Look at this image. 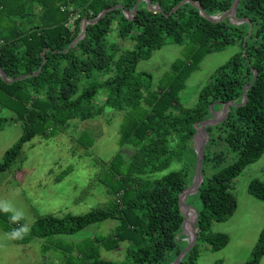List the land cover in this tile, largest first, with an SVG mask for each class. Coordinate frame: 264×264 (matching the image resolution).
Segmentation results:
<instances>
[{
    "label": "trees",
    "instance_id": "1",
    "mask_svg": "<svg viewBox=\"0 0 264 264\" xmlns=\"http://www.w3.org/2000/svg\"><path fill=\"white\" fill-rule=\"evenodd\" d=\"M233 1L0 0V130L16 119L23 131L0 170L9 169L34 137L48 139L106 107L125 111L120 142L136 148L128 163L120 154L101 160L105 171L97 179L108 196L103 208L47 215L34 236L116 221L113 233L92 240L105 250L124 246L125 260L96 258L93 250L89 264H173L188 244L185 226L195 240L177 264H196L202 244L214 251L228 243L226 235L208 231L213 221L232 217L238 207L232 182L264 153V0H240L234 20H219ZM114 30L134 40L135 48L120 52L109 45ZM185 43L195 45L193 52L172 64L159 87L150 73L137 71L154 51ZM234 45L240 51L215 70L197 104L185 107L180 94L203 57ZM200 128L206 139L197 192L202 205L185 214L182 199L197 172ZM220 142L235 160L208 174L207 165L215 169L226 158L215 149ZM182 162L185 167L176 170ZM248 190L264 202V182L253 180ZM263 256L264 227L244 264H259Z\"/></svg>",
    "mask_w": 264,
    "mask_h": 264
},
{
    "label": "rangeland",
    "instance_id": "2",
    "mask_svg": "<svg viewBox=\"0 0 264 264\" xmlns=\"http://www.w3.org/2000/svg\"><path fill=\"white\" fill-rule=\"evenodd\" d=\"M106 40L109 45L117 46L120 52L135 48L134 40L120 38L116 30ZM194 48L195 45L189 43L165 45L148 59L139 61L137 71L150 73L153 86L157 88L167 81L166 74L171 71L172 64L188 58ZM239 51V46L234 45L207 53L185 83V89L180 94L182 104L193 108L198 102L200 90L209 82L215 70ZM101 97H98L99 102H102ZM125 114V111L106 107L101 115L94 118L71 121L67 128L57 131L48 139L34 137L24 143L16 162L9 169L0 170V201H9L16 211L24 213L23 219L13 223V212L0 211V264H89V255L93 250L96 251V258L115 262L125 260L124 246L113 251L105 250L92 240L113 233L117 225L114 220L90 224L72 234L34 236L39 219L47 215L62 217L68 213L84 214L103 208L108 196L97 179L105 171L101 160L107 161L120 154L123 161L128 163L136 151L133 145H122L120 142ZM13 120H9L0 130V164L23 134L21 124ZM195 138L194 145L198 152L206 139L200 130ZM215 149L224 151L226 158L215 169L207 165L208 174L235 160L228 145L220 142ZM183 164L175 163V169H183ZM253 180L264 182V153L232 182L231 191L238 201L232 217L225 222L213 221L210 226L208 233H222L228 237V243L214 251L202 244L196 264H244L252 259L264 227V202L248 190ZM199 185L188 196V206H183L185 214L186 210L197 211L201 208L197 194ZM21 226L28 229L22 239L8 237V233ZM189 233L193 234L191 231ZM259 264H264V256Z\"/></svg>",
    "mask_w": 264,
    "mask_h": 264
},
{
    "label": "water",
    "instance_id": "3",
    "mask_svg": "<svg viewBox=\"0 0 264 264\" xmlns=\"http://www.w3.org/2000/svg\"><path fill=\"white\" fill-rule=\"evenodd\" d=\"M239 1H240V0H234L231 9H230L226 14H224L222 17H220V18H218V19L220 20V19H224V18H227V17H231V19L234 20V19H235V11H236V8H237V6H238V4H239ZM138 4H139V2L137 3V5H136V7H135V10L138 8ZM182 4H183V3H180L176 8L180 7ZM176 8H175V9H176ZM175 9H174V10H175ZM200 9H201L202 13H204L203 9H202V8H200ZM105 13H106V11H105L101 16H103ZM206 16H207V15H206ZM207 17H208L209 19H211V17H209V16H207ZM86 23H87V21L84 22V27H85ZM71 47H72V46H71ZM255 79H256V75H255L254 80H253L252 83H254ZM252 83H251V84H252ZM251 84H250V85H251ZM245 94H246V90L244 91V95H245ZM246 100H247V99H246V97H245V98H244V103L246 102ZM200 132H201V134H204V132H203L202 129L200 130ZM203 148H204V145H203V146L200 148V150L198 151V153H199V159H198V165H197V169H196L197 172H196V174H195V178H194V181H193L192 186L190 187V189H189V190L185 193V195L183 196V199H182L183 206H185L187 195L190 194L191 190H193V189H195V191H196V189H197V187H198L197 185L200 184V182H201V179H202L201 170H202L203 157H204ZM184 229H185L186 234L188 235L189 242H188L187 247L183 250V252L180 254V256L177 258V260H176L173 264H177V263H178V262L184 257V255H185V254L187 253V251L190 249L192 243H193L194 240H195V239H194V236H192V234L189 233V231L187 230L186 226L184 227ZM187 231H188V232H187ZM190 239H191V240H190Z\"/></svg>",
    "mask_w": 264,
    "mask_h": 264
},
{
    "label": "clouds",
    "instance_id": "4",
    "mask_svg": "<svg viewBox=\"0 0 264 264\" xmlns=\"http://www.w3.org/2000/svg\"><path fill=\"white\" fill-rule=\"evenodd\" d=\"M0 211H3L5 213L13 212L14 214L11 216V221L13 223H16L24 218L23 211H16L9 201H0ZM27 231L28 229L26 226H21L20 228L14 229L11 233H8L7 235L11 239H22L27 233Z\"/></svg>",
    "mask_w": 264,
    "mask_h": 264
},
{
    "label": "bare ground",
    "instance_id": "5",
    "mask_svg": "<svg viewBox=\"0 0 264 264\" xmlns=\"http://www.w3.org/2000/svg\"><path fill=\"white\" fill-rule=\"evenodd\" d=\"M187 230H189V229H187Z\"/></svg>",
    "mask_w": 264,
    "mask_h": 264
}]
</instances>
